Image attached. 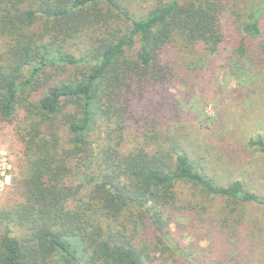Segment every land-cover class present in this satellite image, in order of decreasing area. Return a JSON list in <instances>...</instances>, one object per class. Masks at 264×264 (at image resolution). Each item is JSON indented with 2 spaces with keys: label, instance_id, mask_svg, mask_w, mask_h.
<instances>
[{
  "label": "trees",
  "instance_id": "16d2710c",
  "mask_svg": "<svg viewBox=\"0 0 264 264\" xmlns=\"http://www.w3.org/2000/svg\"><path fill=\"white\" fill-rule=\"evenodd\" d=\"M229 4L153 0L136 16L123 0H0V125L14 132L22 160L18 202L0 208V264H149L152 250L192 263L195 250L171 228L176 214L201 216L195 201L182 203V187L222 197L229 217L264 205L241 181L217 185L134 110L174 78L169 51L230 44ZM263 6H249L252 37ZM133 121L141 135L124 151ZM251 146L264 153L262 138Z\"/></svg>",
  "mask_w": 264,
  "mask_h": 264
},
{
  "label": "rangeland",
  "instance_id": "374dc122",
  "mask_svg": "<svg viewBox=\"0 0 264 264\" xmlns=\"http://www.w3.org/2000/svg\"><path fill=\"white\" fill-rule=\"evenodd\" d=\"M123 1L139 16L153 0ZM229 1L223 24L230 44L214 54L203 48L169 51L174 78L166 88L155 87L143 100H134V110L140 124L147 122L151 130L184 145L200 171L217 185L241 181L264 198V153L251 146L252 140H264V6L260 35L252 37L243 28L249 6H260L264 0ZM238 47L244 48L241 55L234 53ZM138 122L129 128L124 151L141 135ZM103 131L104 127L92 133L96 150ZM21 162L14 132L0 125V208L18 202L14 179ZM182 189V203L195 201L201 216L190 211L176 214L172 235L185 251L195 250L196 259L191 263L152 250L149 264H264V205L242 204L229 217L222 197L208 196L201 188Z\"/></svg>",
  "mask_w": 264,
  "mask_h": 264
}]
</instances>
